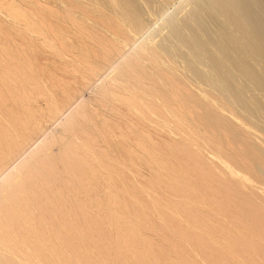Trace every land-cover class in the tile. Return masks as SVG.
<instances>
[{"label": "bare ground", "instance_id": "bare-ground-1", "mask_svg": "<svg viewBox=\"0 0 264 264\" xmlns=\"http://www.w3.org/2000/svg\"><path fill=\"white\" fill-rule=\"evenodd\" d=\"M173 1L0 0V264H264V0Z\"/></svg>", "mask_w": 264, "mask_h": 264}, {"label": "rangeland", "instance_id": "rangeland-1", "mask_svg": "<svg viewBox=\"0 0 264 264\" xmlns=\"http://www.w3.org/2000/svg\"><path fill=\"white\" fill-rule=\"evenodd\" d=\"M171 1H173V0H171ZM175 1H176V0H175ZM175 1H173V2H175ZM172 9H173V8H172ZM168 11L171 12L170 10H168ZM156 14H157V13H156ZM160 16H161V14H158V15H156V18H157V17L159 18ZM151 22H152V20H151ZM52 126H53V125H51V126L49 125V126H48V131H50V133H51L52 129H53V130L55 129V128H53ZM54 126H55V125H54ZM49 129H50V130H49ZM46 131H47V129L45 130V133H46V134L49 133L48 131H47V132H46ZM54 131H55V130H54ZM54 131H52V133H56V131H55V132H54Z\"/></svg>", "mask_w": 264, "mask_h": 264}]
</instances>
